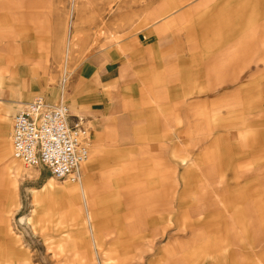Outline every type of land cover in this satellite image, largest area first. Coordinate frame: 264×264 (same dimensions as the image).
<instances>
[{"label":"crops","instance_id":"0c3cea01","mask_svg":"<svg viewBox=\"0 0 264 264\" xmlns=\"http://www.w3.org/2000/svg\"><path fill=\"white\" fill-rule=\"evenodd\" d=\"M105 3L81 8L99 14ZM67 6L0 0V215L26 200L32 209L51 179L65 187L59 208L70 206L55 221L85 232L89 212L98 255L127 259L171 217L172 231L187 233L179 239L187 250L171 263L195 264L199 251V264L244 263L255 247L250 235L264 233V0H155L156 20L140 17L118 41L87 54L84 46L71 53L63 36ZM34 97L62 101L87 129L93 147L77 185L43 167L23 181L19 161L8 162L12 119ZM199 225L210 231V255L194 243ZM233 237L244 255H228ZM80 245L76 257L90 255L91 245ZM262 246L245 257L264 263ZM152 259L165 256L157 250Z\"/></svg>","mask_w":264,"mask_h":264},{"label":"rangeland","instance_id":"374dc122","mask_svg":"<svg viewBox=\"0 0 264 264\" xmlns=\"http://www.w3.org/2000/svg\"><path fill=\"white\" fill-rule=\"evenodd\" d=\"M86 0H67V19L63 24V36L70 35L68 45L70 52L81 51V48H86L84 54L89 53L94 48H104L108 44L115 43L120 38L118 32L123 31L125 28H131L135 25L136 21L140 17L146 16L148 23L153 22L158 18L157 14L153 15V9L155 0H101L102 3L106 1L105 5L99 7V14H92L91 8H81L82 2ZM90 1V0H88ZM88 5V4H87ZM143 6V8H141ZM81 10V11H80ZM98 17V22L92 23L91 17ZM79 17V18H78ZM82 17V18H81ZM117 20L113 21L114 18ZM84 54L76 55L77 58L84 57ZM72 56H69L71 59ZM76 58V59H77ZM66 56L63 55L62 62L65 63ZM56 105V103L54 104ZM11 136V135H10ZM7 157L12 156L11 152V139L9 138ZM10 151V152H9ZM10 158V159H9ZM8 162L10 164L15 163L12 157H9ZM12 160V161H10ZM4 161L2 157L0 163ZM20 166L22 171L21 179L26 181L28 177H33L38 173H34V170L38 168L26 167L20 162H16ZM9 164V165H10ZM39 170V169H38ZM46 172L43 173V175ZM50 175V174H49ZM70 179V178H66ZM71 185H77V182L70 183ZM27 184H25L26 186ZM54 186L52 180L48 181V187ZM41 194V193H40ZM40 194H36L33 198L32 209L27 205V200L24 205L11 208L9 214L0 215V264H157L155 259L148 260L149 257L154 256L157 250H161L162 256H165L163 262L158 264H173L171 259L179 257L184 251L187 250L186 240L183 242V246L180 244L179 239L186 237L187 233L183 231H172L171 217H164L163 228L160 233L151 232L153 236L152 241L148 243L149 247L134 246L130 257L125 260H118L109 258L108 254H97L98 247H92L91 235L87 233V225L84 231L77 226L71 225V222L63 224L57 223L54 219L58 213H68L70 206L63 205V208H49L46 206V210L43 209V202H39ZM42 196V195H41ZM40 196V197H41ZM44 195V205L51 203V198H47ZM38 203V204H37ZM59 208V209H58ZM82 212H84L83 204L81 203ZM83 220L86 221L85 212L83 213ZM86 218V219H85ZM135 220V216L131 219ZM145 219H154V216H146ZM137 220V219H136ZM83 222V221H82ZM97 222V221H96ZM170 223V225L168 224ZM84 224H82L83 227ZM143 227L144 225L141 224ZM89 227V226H88ZM156 226L148 225V231L154 229ZM199 225L196 227V234L199 235L195 239L196 245H203L204 255H210L212 248L206 247L205 243L208 242L206 236L210 231L201 228ZM84 228V227H83ZM95 230L96 228H92ZM204 231H198V230ZM97 234V231H95ZM261 234L253 233L250 235L253 246H249V250H245V255H259L263 251L264 239ZM94 235V240L97 237ZM229 239L230 248H227L229 256H242L234 239ZM262 240V241H261ZM65 241V242H64ZM84 245H91L90 255L82 254L80 258H77V253L80 254L84 249ZM259 243V246L255 244ZM198 250V249H197ZM202 250V249H201ZM230 250V252H229ZM200 253V254H199ZM196 255V263L199 264L198 257L202 252L199 251ZM243 256L244 263L242 264H258L254 263L253 259H248ZM97 257V258H96ZM134 257V258H133ZM148 260V261H147ZM201 260V259H200ZM147 262V263H146ZM200 264H205L202 261ZM235 264V263H234ZM264 264V263H259Z\"/></svg>","mask_w":264,"mask_h":264},{"label":"built area","instance_id":"2783aa9c","mask_svg":"<svg viewBox=\"0 0 264 264\" xmlns=\"http://www.w3.org/2000/svg\"><path fill=\"white\" fill-rule=\"evenodd\" d=\"M11 155L26 167H43L57 181L72 178L91 153L87 129L74 119L62 101L49 105L34 97L14 115Z\"/></svg>","mask_w":264,"mask_h":264},{"label":"bare ground","instance_id":"6f19581e","mask_svg":"<svg viewBox=\"0 0 264 264\" xmlns=\"http://www.w3.org/2000/svg\"><path fill=\"white\" fill-rule=\"evenodd\" d=\"M79 179V177H78ZM69 182L75 183L76 181H74L72 178L68 179ZM79 181V180H78ZM77 181V182H78ZM65 187L63 188V192L59 191V188H53L52 186H49V192H47L45 195V197L47 198H51V203H48L46 206L47 207H51V208H56L60 206V200L62 199V195L65 194ZM40 200L44 203V196L42 198V196L40 197ZM87 219L84 222V229L86 228V225L89 226V228H93V220H92V216L89 212H87Z\"/></svg>","mask_w":264,"mask_h":264}]
</instances>
